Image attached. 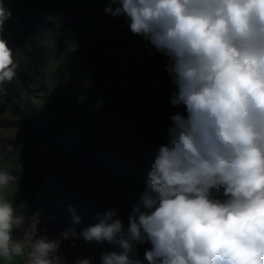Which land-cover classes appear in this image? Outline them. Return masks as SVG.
<instances>
[{
	"label": "clouds",
	"instance_id": "clouds-1",
	"mask_svg": "<svg viewBox=\"0 0 264 264\" xmlns=\"http://www.w3.org/2000/svg\"><path fill=\"white\" fill-rule=\"evenodd\" d=\"M104 12L167 57L170 103L186 115L170 117L127 228L113 208L79 234L34 235L26 251L13 237L24 217L4 195L16 177L0 170V258L65 264L61 241L82 238L120 245L100 264H142L131 254L143 244L147 264H264V0H109ZM10 17L0 0V88L19 67L3 38Z\"/></svg>",
	"mask_w": 264,
	"mask_h": 264
},
{
	"label": "rangeland",
	"instance_id": "rangeland-1",
	"mask_svg": "<svg viewBox=\"0 0 264 264\" xmlns=\"http://www.w3.org/2000/svg\"><path fill=\"white\" fill-rule=\"evenodd\" d=\"M108 4L4 0L11 17L3 38L19 67L0 88V170L16 177L4 191L16 214L30 215L14 239L37 216L49 221V238L59 239L73 226L79 234L99 223L113 208L127 228L158 149L168 143L170 117L183 114L182 105L170 103L175 87L167 57L133 34L125 17L105 14ZM13 104L39 123L37 136L26 122L17 124L22 116L13 114ZM70 206L81 218L76 225ZM148 248L138 245L131 255L147 264ZM122 251L115 240L73 238L61 241L59 255L65 264L92 257L100 264L103 253Z\"/></svg>",
	"mask_w": 264,
	"mask_h": 264
},
{
	"label": "built area",
	"instance_id": "built-area-1",
	"mask_svg": "<svg viewBox=\"0 0 264 264\" xmlns=\"http://www.w3.org/2000/svg\"><path fill=\"white\" fill-rule=\"evenodd\" d=\"M49 234H50L49 221L46 219V217H38V216L35 217L32 224L28 228L26 237L23 239L26 251L29 246V238L33 237L34 235H36L37 237L40 236L49 237Z\"/></svg>",
	"mask_w": 264,
	"mask_h": 264
},
{
	"label": "trees",
	"instance_id": "trees-1",
	"mask_svg": "<svg viewBox=\"0 0 264 264\" xmlns=\"http://www.w3.org/2000/svg\"><path fill=\"white\" fill-rule=\"evenodd\" d=\"M33 61L36 63V62H37V57H34V58H33ZM25 81H26V84H25V85H26V88H28V87H29L28 81H27V80H25ZM182 106H183V105H182ZM11 110H12V112H13V114H14L15 116H22V119H19V121H17V124H21V122H22V123H23V122H26L27 124H29V125L32 127V129L29 130L30 134L37 136L36 131H37V129H38V126H40L39 123L36 122V121H30L29 119H27V118L22 114V111L20 110V107H19L18 105H16V104H13V105H12ZM183 114L186 115V112H185V108H184V106H183ZM92 164H94V163H92ZM22 216H23L24 218H29V217H30V215H27V214H24V215H22Z\"/></svg>",
	"mask_w": 264,
	"mask_h": 264
},
{
	"label": "crops",
	"instance_id": "crops-1",
	"mask_svg": "<svg viewBox=\"0 0 264 264\" xmlns=\"http://www.w3.org/2000/svg\"><path fill=\"white\" fill-rule=\"evenodd\" d=\"M26 221H30V220H26ZM27 230H26V233H27ZM26 233H25V236H26ZM24 237L21 239V241L24 239ZM22 261H23L22 258H16V257H14L11 260H4L3 258H0V264H23Z\"/></svg>",
	"mask_w": 264,
	"mask_h": 264
}]
</instances>
